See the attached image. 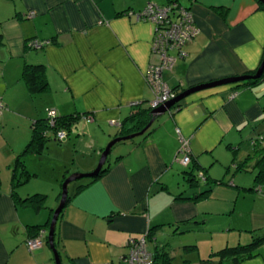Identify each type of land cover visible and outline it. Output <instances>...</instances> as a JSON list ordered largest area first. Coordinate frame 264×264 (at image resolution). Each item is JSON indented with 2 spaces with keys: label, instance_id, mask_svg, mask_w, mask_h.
<instances>
[{
  "label": "crops",
  "instance_id": "crops-1",
  "mask_svg": "<svg viewBox=\"0 0 264 264\" xmlns=\"http://www.w3.org/2000/svg\"><path fill=\"white\" fill-rule=\"evenodd\" d=\"M172 1L192 10L199 28L185 46L187 55L164 73L172 88L181 92L258 69L264 59V9L258 0H0V101L5 107L0 115L5 147L0 153V264H56L48 236L38 248L27 244L31 227L48 224L54 210L49 198L40 207L20 200L47 192L27 188L37 175L28 168L27 157L30 176L17 189L20 199L13 194L16 160L32 135L27 131L24 140L15 142L7 128L22 120L33 125L47 118V108L59 116L80 113L70 130L77 124L95 131L92 154L78 171H93L107 143L122 136V126L113 124L132 114L134 102L141 109L154 100L147 82L149 67L160 63L152 50L154 27L137 13L149 2ZM34 39L50 43L33 48ZM27 63L46 66L47 91L31 94L23 74ZM181 136L190 140L193 153L187 170L178 168L175 160ZM260 140L264 143V82L230 83L191 94L180 108L159 116L150 133L127 140L108 159L101 176L77 181L72 191L69 187L72 197L55 234L62 264H123L129 239H142L150 230L154 235L147 247L169 251L174 264L169 236H205L210 229L227 234L218 247L210 245L207 256L197 243L182 245L188 264H205L201 260L215 251L263 236L264 187L248 190L256 184L253 176H237L253 172L251 164L256 167L258 156L246 158ZM245 161L247 169L236 170ZM4 169L6 178L1 176ZM192 171L226 183L195 186L187 180ZM79 184L87 186L78 191ZM208 189V195L198 196ZM188 245L195 248L189 250ZM192 253L197 254L195 260L189 257ZM239 264H264V255Z\"/></svg>",
  "mask_w": 264,
  "mask_h": 264
},
{
  "label": "trees",
  "instance_id": "trees-1",
  "mask_svg": "<svg viewBox=\"0 0 264 264\" xmlns=\"http://www.w3.org/2000/svg\"><path fill=\"white\" fill-rule=\"evenodd\" d=\"M258 1L260 3V6L264 9V4L260 0ZM1 38L2 35L0 34V42H1ZM257 70L258 69L251 71V74H255ZM23 74L31 94L43 93L49 89L50 84L46 75L45 65L27 63L25 65ZM263 82H264V73L259 79L256 80L251 79V80L243 81L244 84H249L253 86H258ZM173 89L177 93V95L180 93L178 88H173ZM181 102L175 105L174 108L176 109L180 108ZM138 107L139 106L135 105L132 114L127 119H125L123 123H121L122 126V130L120 132L121 135H128L130 132L142 130L153 118L152 111L154 108L152 106L141 109H139ZM81 117L82 114L80 113L64 115V116H59L57 114L54 118V121L52 122L49 115H47V118H42L33 122L32 138L30 142L26 145L24 150L19 154L16 160V169L12 180L13 194L16 200L20 199L17 189L21 185L25 184L28 180V177L30 176V173L26 169L25 157L30 154H36V153L42 154L46 148L47 142L54 139L57 133L61 130L70 131L72 125L78 122L81 119ZM128 124H130L131 127H127ZM150 131L151 128L145 134L150 133ZM255 144L256 146L254 152L251 155H249L246 159L249 160L250 157L255 158L258 156V162L256 164V167L258 168V172L255 176V183H256L255 186H253L252 188H248V190L262 191V188L264 187V143L262 140H260L258 143ZM192 160H193V154L190 163H192ZM237 165L238 166L236 167V170L247 169L246 161L241 162ZM106 170L107 168L104 167L99 176H101L104 172H106ZM189 174L190 177H188L187 180L189 182L195 181L196 182L195 186H198L199 182L201 184L205 183L210 186L217 183L218 184L226 183L224 179H212L208 177L206 172L204 171L197 173H194L192 171L189 172ZM0 182H1V177H0ZM86 186L87 184H79L77 186V189L78 191H80ZM211 191L212 189H208L205 192L199 194L198 196L200 197L206 196ZM71 197L72 196H70L69 193L68 201ZM47 198L48 196L46 194L36 193L26 198H21L20 200L23 202H28V201L33 202L36 205V207H40L46 203ZM54 211L55 210H52L51 220ZM51 220L46 225H37L31 227L30 236L31 237L36 236L41 229L47 230L48 226H50ZM153 235H154L153 230L147 232L144 235L145 241L147 242L148 237L152 238ZM186 248L190 250V248H195V245H188ZM263 250H264V235L253 238L249 243H245V244L238 243L235 246H226L218 251L211 253L208 258L202 259L201 263L239 264L244 260L257 257L259 255H264ZM150 251L153 253V264H159L160 262H163V264H174L173 257L171 256L169 251H162L161 249H156L155 252L152 250Z\"/></svg>",
  "mask_w": 264,
  "mask_h": 264
},
{
  "label": "built area",
  "instance_id": "built-area-1",
  "mask_svg": "<svg viewBox=\"0 0 264 264\" xmlns=\"http://www.w3.org/2000/svg\"><path fill=\"white\" fill-rule=\"evenodd\" d=\"M137 17L153 24L152 50L162 55L161 62L151 65L147 72V82L155 94L151 106L156 108L177 96V93L165 80L164 73L171 70L178 59L187 55L185 46L194 40L199 33V28L193 11L178 1H172L165 5L149 2L141 12L137 13ZM49 43L50 40L34 39L31 41L30 46L41 48ZM138 104L139 102H134L133 106ZM3 107L4 104L0 101V115ZM56 115L55 109L50 110L49 117L52 122ZM90 117L88 115L85 118ZM178 132L180 133L179 129ZM56 136L63 140L67 133L61 130ZM180 140V148L176 158L180 157L178 161L187 166L191 162L193 154L190 140L183 136ZM46 237L47 231L41 229L36 236L28 239L27 244L30 249L38 248L43 244ZM128 246L129 252L121 260L123 264H153V253L148 249L144 237L142 239H129Z\"/></svg>",
  "mask_w": 264,
  "mask_h": 264
},
{
  "label": "rangeland",
  "instance_id": "rangeland-1",
  "mask_svg": "<svg viewBox=\"0 0 264 264\" xmlns=\"http://www.w3.org/2000/svg\"><path fill=\"white\" fill-rule=\"evenodd\" d=\"M154 53L159 56V59H160L159 62H161V60H162L161 53H159V52H154ZM148 86H149L150 90L152 91L153 96L155 97V94H154L151 86L149 84H148ZM4 108L5 107H3V109ZM48 109L49 108H47V111H48V113H50V110H52V109H49V110ZM89 121H92V120L89 119ZM81 124H82V122H81ZM76 125L74 126L73 130H70V131L64 130L66 133H70V135L67 134V136L63 140H60L56 136L54 139L47 142L46 148L42 154L36 153V154L26 156L28 168H30L32 173L36 172V174H37V175L33 176L32 180L27 184V188H31V187L41 188L42 187L44 190H47V192L45 194L48 196L49 201L54 203V205H53L54 210H56L60 205L64 181L68 177H70L72 174L85 173V172L78 171V168L80 166H83L84 164H86L87 161L89 160L88 158H89L90 154H92V148H93V143H94V138L92 137V135H94V133H92V132H94L95 130L90 131V129L89 130L86 129V130H88V131H86V130L81 128V125L80 126H76ZM113 125H117V124L115 123ZM2 126H3V123H2ZM32 126H33L32 123H29V126H28L22 120L20 122H16L15 126H12V125L9 126L7 128V134L9 136H11L15 142L20 141V140H24L25 134L27 133V131H29V136L32 135V129H33ZM85 128H87V127H85ZM84 131H86V133ZM244 137H245V140H247V138L249 136H248V134L245 133ZM78 138L79 139L85 138L86 139L85 143L79 142L80 140ZM137 138L138 137L133 138V139L136 140ZM3 141H6V140H3ZM108 143H107V145H108ZM125 143H128L127 140L121 141V142H118L117 144H115L112 148L113 150L111 151L109 159L114 158L117 151H119L120 147H123V145ZM7 146H9V145L7 144ZM4 148L5 147L3 145H1V142H0V153L4 152ZM177 155H178V153H177ZM179 158L175 159L176 165L178 166V168L182 166V168L184 169L186 166H184L181 162L178 161ZM99 161H100V158L97 162L95 169L98 167ZM108 163H109V161L107 162V164ZM179 165H181V166H179ZM251 166L254 168L252 173L250 172L251 170L245 171L244 173H241V174L237 173L238 178L239 177L241 178V175H244V178H246L247 176L248 177L253 176V179H255V176L258 172V168L255 167V162L252 163ZM234 170L235 169L232 168L231 172L228 174L229 179L232 178V176L234 175ZM5 172L8 173V171L4 169L2 171V174H1L2 178L3 177L6 178ZM11 175H12V173H11ZM86 180L87 179L82 178V179L78 180V182L82 183ZM182 182H184V180ZM74 187H75V183H72L70 185V191H72ZM58 198H59V202H57ZM49 201H48V203H49ZM246 206H247V204H245V207ZM231 207L234 208L233 205ZM244 209H247V208H244ZM240 213H241V211H239L235 215L238 217L240 215ZM210 230H211V234H207L205 236H204V234H202V235L198 234L199 236L198 235L194 236V235L189 234L188 237L187 236L185 237L184 235L183 236L179 235V236H176L175 239H172L173 237L169 236L170 242L172 245L171 249L173 250V254L175 255V258H176L175 264H188L185 262V260H187V258H188V255L185 252L184 248L181 247L182 245L197 243V244H199V246L201 248V254L203 256H207L208 255L207 250H209L210 245H212V243H214L215 246L218 247L219 246L218 245L219 239H225L227 237V234L225 232L221 231V229H210ZM244 234H248V233H244ZM249 234L251 235V233H249ZM163 237L168 238L166 235H164ZM163 237H162V239H164ZM199 253H200V250H199ZM196 255H197L196 253H192L191 255H189V257L192 260H195L193 257Z\"/></svg>",
  "mask_w": 264,
  "mask_h": 264
},
{
  "label": "water",
  "instance_id": "water-1",
  "mask_svg": "<svg viewBox=\"0 0 264 264\" xmlns=\"http://www.w3.org/2000/svg\"><path fill=\"white\" fill-rule=\"evenodd\" d=\"M260 1L264 4V0H260ZM263 73H264V59L255 74H245V75L227 77V78H223V79H219L215 81L201 83V84L192 86L190 88L184 89L175 98L171 99L165 104H162L154 108L152 111L153 118L142 130L137 131L135 133L128 134V135L118 136L112 139L108 143V145L103 149L98 167L95 170L91 172H87V173H75V174H72L70 177H68L63 183V191H62L60 205L53 213V217H52V220L49 226V232H48V243L51 249L53 250L56 264H62L59 251L55 245L56 226H57L59 217L67 204V201L69 198V187L72 183H75L82 178H95L99 176L103 168L105 167V164L107 163L110 157L111 151L113 150L112 148L115 144L121 141L130 140V139L144 135L151 128V126L153 125V123L156 121V119L159 116L165 114L166 112H170L174 108L175 105H177L179 102H181L182 100H184L191 94L197 91H201V90L208 89V88H213V87L220 86V85L243 82V81H247L251 79L256 80V79H259L263 75Z\"/></svg>",
  "mask_w": 264,
  "mask_h": 264
},
{
  "label": "clouds",
  "instance_id": "clouds-1",
  "mask_svg": "<svg viewBox=\"0 0 264 264\" xmlns=\"http://www.w3.org/2000/svg\"><path fill=\"white\" fill-rule=\"evenodd\" d=\"M47 231V230H46ZM47 235H48V232H47Z\"/></svg>",
  "mask_w": 264,
  "mask_h": 264
},
{
  "label": "flooded vegetation",
  "instance_id": "flooded-vegetation-1",
  "mask_svg": "<svg viewBox=\"0 0 264 264\" xmlns=\"http://www.w3.org/2000/svg\"><path fill=\"white\" fill-rule=\"evenodd\" d=\"M76 183V182H75Z\"/></svg>",
  "mask_w": 264,
  "mask_h": 264
}]
</instances>
